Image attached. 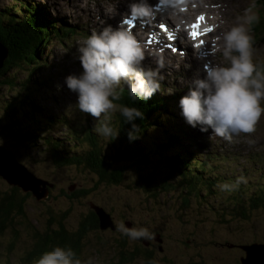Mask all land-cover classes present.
I'll use <instances>...</instances> for the list:
<instances>
[{
	"label": "rangeland",
	"instance_id": "rangeland-1",
	"mask_svg": "<svg viewBox=\"0 0 264 264\" xmlns=\"http://www.w3.org/2000/svg\"><path fill=\"white\" fill-rule=\"evenodd\" d=\"M8 0H0V7L5 5ZM10 4H16L19 0H9ZM28 1L31 5L38 4L41 8H46L48 13L57 21H66L69 25V37L61 42H55L49 45L44 51V56L41 61L44 62L42 68L34 72V77H45V86L39 88L40 93L33 94L36 102L51 113H62L75 117L74 109L75 94L69 91L64 85V77L68 74L78 73L80 71L79 61L76 59V48L82 44L83 40L93 30L111 24L116 26L118 23H123L126 20L128 13L129 0H23ZM192 1V0H190ZM203 1V0H202ZM214 7V19L217 20L218 27L213 30L211 35H207V41H211L213 37L220 36L224 31L237 22L238 17L247 15L256 16L258 5L256 0H210ZM194 6L190 5L191 11L187 12L188 16L183 14L179 20L186 18L197 17L193 10L197 4V0L192 1ZM156 0H154L155 4ZM29 5L27 8H32ZM119 8L118 11L109 8ZM205 7V6H204ZM203 7V9H205ZM108 8V9H107ZM126 8V9H125ZM125 9V11H124ZM251 11L246 13V10ZM124 12H123V11ZM110 11V12H109ZM95 12V13H94ZM114 12V13H113ZM107 13V14H106ZM168 14V13H167ZM102 15V16H101ZM110 19V23L106 20ZM186 16V17H185ZM207 16V17H206ZM209 16V17H208ZM103 17V18H102ZM210 15H205V18H210ZM117 20L115 23L112 21ZM127 19H130L127 17ZM153 18L152 23H157ZM214 23V21H212ZM250 21L248 26L251 29L253 36V62L258 66L264 65V33H256ZM137 22L136 25H138ZM167 26V25H166ZM140 27V26H139ZM138 41L147 42L149 47L145 48V57H150L145 60L146 64L155 67L158 58L162 57L165 62V68L162 69L164 80L161 84V90L167 88L166 96H174L175 100L171 106L166 109V114L161 113V119L158 130L151 131L153 137L161 136L162 131L173 133L175 130L181 131V137H178L181 143H185L188 151L211 155L210 163L214 167H218V172L221 175V184L230 180L231 183H226L231 190H221L218 186L215 191L205 194L206 187L190 188L188 190L191 199L192 207L186 209L181 203L182 198H189L187 189L178 185H171L170 190L166 194H162L160 199L149 198L141 189L139 184L131 191L123 190L117 186L107 185L105 183L96 185L90 181L87 174L83 170L67 168L59 170L60 174L53 173L51 168L44 166H34L24 163L29 169L32 168V173L37 177L46 180L53 187L49 190L48 196L45 199L36 202L31 196L27 200L25 206L27 222L21 219H15V224L12 227H7L0 234V264H20L19 259L23 252L29 249L32 242L31 235L28 234L27 223L31 224L37 231L47 228L46 220L48 219V209L51 214L59 210L67 208V203L61 197V193L71 195L77 190L87 189L89 195L84 198H79V202L73 208V212L69 214L66 220L71 229H75L78 224L79 214L87 213L89 210L94 211V206L98 205L104 210L110 212V218L115 221L114 231L106 230V232L97 231L90 234L84 241L82 250V261H90V264H110L116 262L115 249L116 240L125 237L127 246L142 245L148 243L150 239L140 238L138 240H130L126 235H122L119 231V225L123 223L126 227L139 228L141 226L155 234L150 240L153 247L152 259L155 264H241L240 258L243 257L244 251L237 245H248L250 243L264 242V215L260 212H254L249 218L239 220V215L233 219L235 221L223 219L222 211L226 207L227 201L238 207L237 200H242L243 205L247 203L248 196L258 194V187H264V114L261 115L257 122L256 129L252 133H240L233 135L231 140H225L222 137L216 136L214 133L200 132L197 128L188 126L183 118L179 115L178 100L185 94L190 84L194 73L200 68V64L193 56L182 58L175 53L165 52L163 47L157 46L152 38L147 34L148 30L143 29L142 34L138 33V28H132ZM207 34V33H205ZM143 40V41H142ZM188 41L185 39V42ZM222 45V39L217 41V44ZM189 46L190 43L186 42ZM174 49H180L174 48ZM183 50V48L181 49ZM210 52V51H208ZM189 55H193L192 50ZM218 55L213 59L215 63H227L222 57V48L217 51ZM152 58V59H151ZM212 59V54L209 55ZM183 64L186 68L181 75L178 70H183L180 67ZM195 63V68L193 65ZM198 66V67H197ZM262 67V66H260ZM25 69L17 70V77L24 79L26 77ZM164 83V85H163ZM1 92L7 93L6 89ZM12 92V91H11ZM10 92V93H11ZM3 96L0 93V98ZM264 103V101H262ZM174 111V112H173ZM167 116L168 118H165ZM159 121V120H158ZM164 124V125H163ZM171 126V127H170ZM162 127V128H160ZM59 128L55 131L57 134L62 131ZM162 130V131H161ZM187 138V139H184ZM156 139V138H155ZM4 142H0L3 146ZM4 147V146H3ZM5 148V147H4ZM7 149V148H5ZM8 150V149H7ZM9 151V150H8ZM39 155V153H37ZM213 156V157H212ZM217 159H215V158ZM40 159V158H38ZM47 169V170H46ZM149 172H155L154 167H148ZM148 172V173H149ZM158 178L163 175L162 172L156 171ZM244 177L245 182L238 186L234 185L238 177ZM158 178H153L157 180ZM182 178H185V176ZM127 179H132L128 176ZM143 183V182H142ZM173 183V182H172ZM141 185V184H140ZM198 185V183H197ZM97 186V187H96ZM16 187L8 186L0 179V195L8 193L10 189ZM177 189V190H176ZM193 189V190H192ZM195 189V190H194ZM18 193L20 192L19 189ZM208 190V189H207ZM6 191V192H5ZM201 194V198L198 196ZM246 193V195H244ZM204 199L203 198V195ZM24 193L20 192L18 197L21 198ZM181 196L182 198H180ZM160 197V196H159ZM235 201V204L230 202ZM245 199L247 201H245ZM200 203H206L209 207L202 210ZM87 210H86V209ZM183 210V212L181 210ZM80 211V213H78ZM179 211V213H178ZM231 213V212H229ZM217 218H214V216ZM237 218V219H236ZM22 221V224L19 222ZM29 221V222H28ZM114 226V225H113ZM13 229V230H12ZM18 230V241L15 247L8 252V243L12 240L11 233ZM160 237L161 240L158 238ZM263 241V242H262ZM101 243L103 246H97ZM241 250V252H240ZM80 257V258H81ZM36 264V263H33ZM128 264H145L140 258H130Z\"/></svg>",
	"mask_w": 264,
	"mask_h": 264
},
{
	"label": "trees",
	"instance_id": "trees-1",
	"mask_svg": "<svg viewBox=\"0 0 264 264\" xmlns=\"http://www.w3.org/2000/svg\"><path fill=\"white\" fill-rule=\"evenodd\" d=\"M256 1L258 10L255 19L252 20V28L256 33H264V0ZM29 5L31 4L28 1L24 3L23 0L11 5L8 0L0 7V43L7 52L3 68L0 69V93L3 94L0 98V142H4L2 145L14 154L15 159L30 166L52 167V170H57L53 171L54 174H60L62 171L58 172L59 170L67 168L83 170L89 181L92 176L96 178L92 181V183L96 182V185L105 183L131 191L139 184L140 190L154 200L168 193L173 184L178 185L177 189L183 186L187 189L189 198L179 197L182 198L181 203L186 209L193 204L188 191L191 190L190 188L198 189L205 186L208 189L205 194L210 195L211 192L213 194L221 185L222 174L218 172L217 166L213 167L209 162L210 154L205 155L200 150L197 153L188 151L184 147L185 143H181L178 138L181 137L180 130H175L173 133L161 130V136L154 137L151 133L158 130L160 114L165 115L166 109L175 100L172 95L166 96L167 88L160 89L145 101L129 97L124 88L118 89L120 98L114 101V104L136 107L143 112V119L135 121L140 128L138 137L131 141L126 135L130 125L124 122L118 108L110 112L108 116V123L118 135L105 137L94 130L104 122L103 115L93 118L89 114L80 112L77 107L74 109L75 117L61 112L54 114L35 101L33 94L40 93L39 88L45 86V77H34V72L41 69L44 64L41 61L44 51L50 44L68 38L71 27L66 24V21L54 19L46 8L35 4L31 5L30 9L27 8ZM260 66V70L264 71V65L260 64ZM19 69L27 71L24 79L17 77ZM2 89L8 92H1ZM165 118L168 117L165 116ZM59 128L63 130L57 134L55 131ZM149 166L165 176L158 178L156 171H148ZM31 169L29 171L32 172ZM128 176H131L133 180L127 179ZM152 177L158 179L154 180ZM227 182L231 183L230 180H226ZM258 188L260 189L258 194L248 196V201L245 199L247 203L244 205V201L237 200L236 204L239 206L233 207L227 201L221 217L227 221L232 217L230 220L235 221L233 218L237 215L239 220L249 218L254 212L264 215V187ZM19 193L17 189L12 188L8 193L0 195V234L7 227L14 226L15 219L27 222L24 208L30 195L25 194L20 198ZM90 193L87 189L77 190L71 195L61 193V197L55 199L63 198L68 204L67 208L54 214L49 212V208L47 228L39 232L31 224H26L32 242L29 249L21 255L20 264L36 263L40 255L54 245L71 247L82 261L83 241L90 237L88 234L92 235L99 230L97 218L91 210L87 213L79 211L80 219L75 229H71L66 220L79 202L78 199ZM198 196L202 197L199 192ZM230 202L235 204L234 198ZM200 204L202 210L209 207L206 203ZM95 207L102 208L98 205ZM103 211L110 216L109 210L103 209ZM214 218L217 216L215 215ZM22 221L19 224H22ZM17 231L11 233L12 240L8 243L7 252L13 249L18 241ZM99 231L106 232V230ZM154 235L152 234V237ZM158 238L161 240L160 237ZM150 240L145 246L144 241L142 245L127 246L125 237L117 239L116 262L109 263L128 264L130 258L137 257L145 264H155L152 259L154 251ZM97 246L103 245L98 243ZM237 246L240 249V246L246 245Z\"/></svg>",
	"mask_w": 264,
	"mask_h": 264
},
{
	"label": "clouds",
	"instance_id": "clouds-1",
	"mask_svg": "<svg viewBox=\"0 0 264 264\" xmlns=\"http://www.w3.org/2000/svg\"><path fill=\"white\" fill-rule=\"evenodd\" d=\"M190 0H131L128 17L115 27L105 25L93 30L76 48V59L80 71L64 77V85L75 94V104L82 113L93 118L104 116V122L95 128L97 134L108 137L116 136L110 123L109 113L117 110L130 125L126 135L129 141L138 137L140 128L135 123L143 119V112L136 107L118 106V89L124 88L127 95L143 101L160 91L164 80L162 69L165 62L158 58L155 67L145 63V48L138 41L132 28L136 22L143 26L150 22L158 12L175 15L186 11ZM246 10V13L250 12ZM211 19V17L209 18ZM255 17H238L237 22L213 39L210 52L201 51L196 57L200 64L194 73L187 91L178 100L179 115L184 122L200 132L214 133L225 140L233 135L252 133L257 122L264 114V71L253 62V36L248 23ZM204 14L196 18L193 32L202 34L218 27L216 23H205ZM199 30V31H198ZM222 39V45L217 40ZM203 41L199 44H202ZM199 44L196 47H199ZM222 48V57L227 63H215L209 55ZM245 182L238 177L231 187ZM220 189L231 190L226 183ZM119 231L130 240L152 239V233L146 227H126L119 225ZM36 264H90L81 261L69 246L54 245L43 252Z\"/></svg>",
	"mask_w": 264,
	"mask_h": 264
},
{
	"label": "water",
	"instance_id": "water-1",
	"mask_svg": "<svg viewBox=\"0 0 264 264\" xmlns=\"http://www.w3.org/2000/svg\"><path fill=\"white\" fill-rule=\"evenodd\" d=\"M7 52L0 43V69L3 68ZM0 179L10 187H16L20 192L29 194L36 202L48 196L52 184L37 177L22 162L17 161L14 154L0 146ZM95 207V206H94ZM95 216L98 229L114 231V224L102 208L95 207ZM244 256L240 258L241 264H264V243H253L240 246Z\"/></svg>",
	"mask_w": 264,
	"mask_h": 264
},
{
	"label": "bare ground",
	"instance_id": "bare-ground-1",
	"mask_svg": "<svg viewBox=\"0 0 264 264\" xmlns=\"http://www.w3.org/2000/svg\"><path fill=\"white\" fill-rule=\"evenodd\" d=\"M130 2H131V0H129ZM193 1V0H192ZM197 1H199V2H197V4H196V6H195V8H194V10H193V13L194 14H196L197 15V17L198 16H200L201 15V13H203L204 14V17H205V15H210L211 16V19H208V18H205V20H204V22H202L201 24H200V28H203L204 27V25H205V23H212V21H214V23H216L217 22V20H215L214 19V17H215V15H214V13H213V11H214V7H213V3L210 1V0H197ZM149 2L150 3H153V0H149ZM191 5L192 6H194V3L192 2L191 3ZM205 6V7H204ZM203 7L205 8V9H203ZM109 8V7H108ZM107 8V9H108ZM112 9H115L116 11H118L119 10V8H112V7H110L109 8V10L110 11H112ZM126 9V8H125ZM125 9H124V11H125ZM109 11V12H110ZM123 11V10H122ZM123 11V12H124ZM189 11H191V8L189 9ZM95 13V12H94ZM114 13V12H113ZM107 14V13H106ZM186 14V13H185ZM127 15V14H126ZM167 15H169V14H167V13H162L161 14V19L162 20H165V21H167L168 23H172V21H176V19L178 18V20H179V16H176V15H172V14H170L169 15V18L170 19H168L167 18ZM102 16V15H101ZM181 16H183V15H181ZM180 16V18H182ZM108 17V16H107ZM106 16H105V18H107ZM128 16H126L125 18H127ZM186 17V16H185ZM207 17V16H206ZM209 17V16H208ZM103 18V17H102ZM108 22L110 21V19L109 18H107L106 19ZM112 20V19H111ZM172 20V21H171ZM186 20V22L184 21V20H179V21H182L183 23H185L184 25L187 27V30H185V32H187V31H192V29H194L195 27H193V26H191V22H193V20H190V21H188L189 19L188 18H186L185 19ZM113 21V20H112ZM117 20H115L114 19V23L116 22ZM155 21V20H154ZM110 23V22H109ZM137 24V22L134 24V25H136ZM138 26H140L142 29H145V30H148V32H147V34L150 36V38H152L153 40H154V42L157 44V46H159V47H165V52H168V53H171L173 50H175L174 48L176 47H181L180 49H177V51H183V50H181L182 48H185L186 50H190V47H189V45H184V43L185 42H183V36H182V33L180 32V30H178L175 34H173V35H171L170 37L173 39L172 40V43H168L169 41L166 39V35H167V32H169V30H170V28L169 27H165L164 29H162V30H159V28H158V26H155L154 28H153V25L152 24H149L148 25V23L146 22L143 26H141L140 24H138ZM193 27V28H192ZM172 28L174 29V30H177V28L175 29V27H173L172 26ZM199 31V30H198ZM212 32H213V30L212 31H210V32H207V35H211L212 34ZM193 33H195V32H193ZM198 34H199V39H197V40H195V42H197V44H199V43H201L202 41H203V39L205 40V45H204V41H203V43L202 44H199V47H197L198 49H200L201 51H203V48H204V52H208V51H210L211 49H212V47H213V44H212V41H213V39L214 38H216V37H213L212 38V40L211 41H207V35L204 33V34H202V33H200V32H197ZM222 34H220V36H221ZM218 37V36H217ZM184 39H185V37H184ZM217 41H220V40H217ZM187 42V41H186ZM143 43V46L144 47H146V48H148L149 47V44L147 43V42H142ZM218 44H219V42H218ZM196 54L197 55H199L197 52H196ZM190 57H192L193 58V55L191 56V55H189ZM177 58V57H176ZM178 58H179V56H178ZM192 66H194V68H195V63H193V65ZM198 67V66H197ZM199 70V69H198ZM1 146V145H0ZM1 147H3V146H1ZM4 148V147H3ZM7 150V149H6Z\"/></svg>",
	"mask_w": 264,
	"mask_h": 264
}]
</instances>
